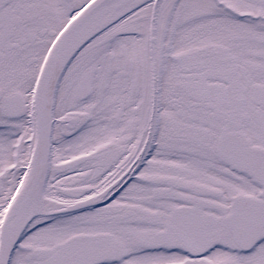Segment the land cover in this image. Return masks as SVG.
<instances>
[{"label": "snow or ice", "instance_id": "snow-or-ice-1", "mask_svg": "<svg viewBox=\"0 0 264 264\" xmlns=\"http://www.w3.org/2000/svg\"><path fill=\"white\" fill-rule=\"evenodd\" d=\"M0 264H264V0H0Z\"/></svg>", "mask_w": 264, "mask_h": 264}]
</instances>
